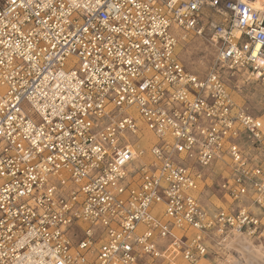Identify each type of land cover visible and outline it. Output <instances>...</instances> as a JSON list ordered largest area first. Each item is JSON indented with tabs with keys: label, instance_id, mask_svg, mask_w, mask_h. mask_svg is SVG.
I'll use <instances>...</instances> for the list:
<instances>
[{
	"label": "built area",
	"instance_id": "1",
	"mask_svg": "<svg viewBox=\"0 0 264 264\" xmlns=\"http://www.w3.org/2000/svg\"><path fill=\"white\" fill-rule=\"evenodd\" d=\"M252 1L0 0V264H197L236 256L235 236L264 244V116L219 73L264 83ZM187 36L218 69L183 67Z\"/></svg>",
	"mask_w": 264,
	"mask_h": 264
},
{
	"label": "rangeland",
	"instance_id": "2",
	"mask_svg": "<svg viewBox=\"0 0 264 264\" xmlns=\"http://www.w3.org/2000/svg\"><path fill=\"white\" fill-rule=\"evenodd\" d=\"M176 53L183 67L198 77H204L214 68L218 69L215 66L216 56L214 48L209 42L202 39L187 36L185 40L179 41ZM219 73L224 80L232 101L237 106L245 108L256 117L264 116V83L254 79L247 80L241 74H231L224 69H220ZM146 137L148 142H153L149 133H146ZM220 169V166L215 167V172ZM217 183L218 180H213L211 184L208 183L210 187L208 190H204V195L201 197L202 204L209 205L212 209L221 206V202H219L220 195L216 187ZM250 242L255 246L264 247V244ZM227 255L218 264H226ZM231 260L234 259L232 258Z\"/></svg>",
	"mask_w": 264,
	"mask_h": 264
},
{
	"label": "bare ground",
	"instance_id": "3",
	"mask_svg": "<svg viewBox=\"0 0 264 264\" xmlns=\"http://www.w3.org/2000/svg\"><path fill=\"white\" fill-rule=\"evenodd\" d=\"M252 5L256 9L264 10V0H253ZM226 248L236 253L234 260L229 257L231 254L227 255L226 264H264V247L255 246L245 237H233Z\"/></svg>",
	"mask_w": 264,
	"mask_h": 264
},
{
	"label": "crops",
	"instance_id": "4",
	"mask_svg": "<svg viewBox=\"0 0 264 264\" xmlns=\"http://www.w3.org/2000/svg\"><path fill=\"white\" fill-rule=\"evenodd\" d=\"M255 244L259 243V242H255L254 240H252ZM229 257L232 259H236L234 256L232 257V255H229ZM221 260L215 256L213 254V252H210L208 254V256L206 258H204L203 260L199 261L198 264H218V262H220Z\"/></svg>",
	"mask_w": 264,
	"mask_h": 264
}]
</instances>
